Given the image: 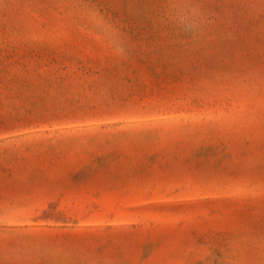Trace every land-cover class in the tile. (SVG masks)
<instances>
[{"label": "rangeland", "instance_id": "1", "mask_svg": "<svg viewBox=\"0 0 264 264\" xmlns=\"http://www.w3.org/2000/svg\"><path fill=\"white\" fill-rule=\"evenodd\" d=\"M0 264H264V0H0Z\"/></svg>", "mask_w": 264, "mask_h": 264}]
</instances>
